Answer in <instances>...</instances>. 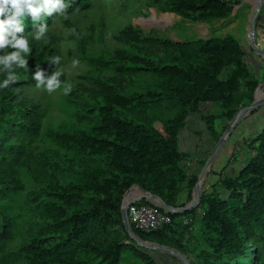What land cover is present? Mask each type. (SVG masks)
<instances>
[{"label":"trees","instance_id":"1","mask_svg":"<svg viewBox=\"0 0 264 264\" xmlns=\"http://www.w3.org/2000/svg\"><path fill=\"white\" fill-rule=\"evenodd\" d=\"M94 1L0 0V264H165L128 236L124 192L138 185L185 205L197 179L180 148L186 118L200 112L214 144L264 80L232 34L175 41L130 21L108 32L102 19L57 33L56 16ZM140 1L190 21L229 19L241 2ZM68 46L83 67L63 80L46 117ZM248 147L242 167L217 181L226 194L213 185L170 223L150 231L131 223L135 234L190 264H264V127Z\"/></svg>","mask_w":264,"mask_h":264},{"label":"rangeland","instance_id":"2","mask_svg":"<svg viewBox=\"0 0 264 264\" xmlns=\"http://www.w3.org/2000/svg\"><path fill=\"white\" fill-rule=\"evenodd\" d=\"M252 3H256V0H241L239 4L234 5L229 19L220 18L209 21H190L181 20V17L174 13L156 12L153 8H147L140 0H95L90 9L73 11L56 16L53 19V25L57 33L62 36L68 32L69 27L77 26L84 31L89 23L97 22L99 19L103 20L104 27L108 32H115L125 22L130 21L144 31L155 29L160 35L169 37L175 41H183L190 38H207L212 35L232 34L239 40L241 46L247 52V59L252 66L250 67L254 68L256 73H258L264 68V57L252 51L246 39L249 18L253 8ZM163 13L166 14L163 15ZM260 16L255 40L260 47L264 48V3L260 10ZM64 49L67 57L58 65V71L61 70L62 73L53 80L46 90L49 99L52 101L50 111L46 117L50 115L54 116V113L57 112L55 99L62 91L63 80L69 75L81 71L83 67L81 63L76 65L74 61L69 59L68 50H71V47H64ZM20 52L21 48L14 51L16 54ZM257 86L261 90H264V80ZM41 93L44 94V91L39 90V94ZM255 93L258 95L261 94L258 89H256ZM200 107L203 112L210 108V104L202 103ZM186 122L187 125L181 133L180 148L189 153V157L186 159V167H190L191 171L197 175L202 165L201 161L206 158L207 153L213 145V135L206 129L204 121L200 117V112L190 114L186 118ZM215 126L217 130H220L223 127V123L217 120ZM263 127L264 105L251 111L233 128L206 172L201 191L209 192L212 190L213 185H215L222 195L226 194L227 190L220 187L217 181L224 176H233L242 167L246 158L249 156V141ZM130 192L136 194L140 192V189L133 188L128 194ZM183 198H185V194H183ZM196 212L193 211L187 214L194 215ZM153 255L155 258L158 257V254ZM163 262L167 264V262Z\"/></svg>","mask_w":264,"mask_h":264},{"label":"water","instance_id":"3","mask_svg":"<svg viewBox=\"0 0 264 264\" xmlns=\"http://www.w3.org/2000/svg\"><path fill=\"white\" fill-rule=\"evenodd\" d=\"M264 3V0H256V3L254 7L251 10L250 18H249V23H248V30H247V35L246 39L248 41V45L251 48L252 51H255L256 53L262 55L264 57V48L260 47L256 43V30H257V25L259 22V15H260V10L262 8V5ZM258 88L256 86L253 94V100L247 104L239 108V110L232 116V118L229 120L228 124L224 128V130L221 132V134L218 136L214 144L212 145L209 153L207 154L206 158L204 159L201 168L199 170V173L197 174V179L193 185L192 189V198L191 200L186 203L183 206H172L166 203L160 196L157 194H154L150 191L145 190L144 188L138 186V185H132L129 187L123 194L122 200H121V218L122 222L124 225V228L128 234V236L135 241V243L138 246L144 247L146 249L155 251V252H160V253H165L172 255L175 257L181 264H190L189 260L186 258V256L180 252L178 249H175L173 247H170L168 245L154 242V241H148V240H143L141 239L137 234L132 229L131 223L128 218L127 214V206L128 203L130 202H136L141 198H145L148 201L154 202L158 205H160L164 210L170 212V213H183L184 211H187L193 207H196L199 204L200 201V196L202 193V189L199 184L200 178L204 175L207 169H209L211 163L214 161L216 158L219 150L229 137L231 131L233 128L251 111L255 110L256 108L264 105V96L256 99L255 97V91ZM134 187H137L140 189L143 194L139 196H135L129 201L125 202V197L127 196L128 192L133 189ZM153 198V199H152Z\"/></svg>","mask_w":264,"mask_h":264},{"label":"built area","instance_id":"4","mask_svg":"<svg viewBox=\"0 0 264 264\" xmlns=\"http://www.w3.org/2000/svg\"><path fill=\"white\" fill-rule=\"evenodd\" d=\"M127 214L130 223L144 231L157 229L172 220L170 212L151 201L150 203L140 204L136 202L128 203ZM188 220V218H184V221Z\"/></svg>","mask_w":264,"mask_h":264},{"label":"bare ground","instance_id":"5","mask_svg":"<svg viewBox=\"0 0 264 264\" xmlns=\"http://www.w3.org/2000/svg\"><path fill=\"white\" fill-rule=\"evenodd\" d=\"M166 13H163V15H165ZM154 15V14H153ZM155 16V15H154ZM146 21V20H145ZM262 96H264V92L263 93H261L260 95H258V94H256L255 93V97H256V99H258V98H260V97H262ZM208 171V169L206 170V172ZM206 172L204 173V175L200 178V180H199V184H200V187L202 186V182H203V179H204V176H205V174H206ZM141 194H143V192L140 190V192H138V193H134V192H130L126 197H125V202H127V201H129L130 199H132V197H134V196H139V195H141ZM153 199V198H152Z\"/></svg>","mask_w":264,"mask_h":264},{"label":"crops","instance_id":"6","mask_svg":"<svg viewBox=\"0 0 264 264\" xmlns=\"http://www.w3.org/2000/svg\"><path fill=\"white\" fill-rule=\"evenodd\" d=\"M134 189H137V187L136 188H134ZM135 197V196H134ZM133 198V197H132ZM156 254H158V257L157 258H159V259H157L158 261H161L162 263H164L163 261H165V262H167V263H169L170 262V257L169 256H167V254H165V253H163V254H161V253H156ZM157 256V255H156ZM163 260V261H162ZM166 264V263H165Z\"/></svg>","mask_w":264,"mask_h":264},{"label":"flooded vegetation","instance_id":"7","mask_svg":"<svg viewBox=\"0 0 264 264\" xmlns=\"http://www.w3.org/2000/svg\"><path fill=\"white\" fill-rule=\"evenodd\" d=\"M208 153H209V152H208ZM208 153H207V154H208Z\"/></svg>","mask_w":264,"mask_h":264}]
</instances>
